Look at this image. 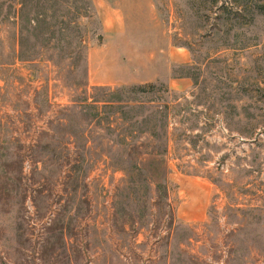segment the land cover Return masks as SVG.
Instances as JSON below:
<instances>
[{
  "label": "rangeland",
  "instance_id": "obj_1",
  "mask_svg": "<svg viewBox=\"0 0 264 264\" xmlns=\"http://www.w3.org/2000/svg\"><path fill=\"white\" fill-rule=\"evenodd\" d=\"M0 264H264V0H0Z\"/></svg>",
  "mask_w": 264,
  "mask_h": 264
},
{
  "label": "trees",
  "instance_id": "obj_2",
  "mask_svg": "<svg viewBox=\"0 0 264 264\" xmlns=\"http://www.w3.org/2000/svg\"><path fill=\"white\" fill-rule=\"evenodd\" d=\"M151 87H153V86H151Z\"/></svg>",
  "mask_w": 264,
  "mask_h": 264
}]
</instances>
